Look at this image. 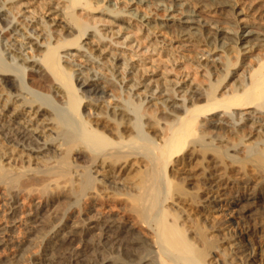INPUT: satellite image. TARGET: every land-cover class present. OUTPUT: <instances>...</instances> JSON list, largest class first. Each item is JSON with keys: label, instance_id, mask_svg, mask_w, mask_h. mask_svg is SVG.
I'll return each mask as SVG.
<instances>
[{"label": "bare ground", "instance_id": "6f19581e", "mask_svg": "<svg viewBox=\"0 0 264 264\" xmlns=\"http://www.w3.org/2000/svg\"><path fill=\"white\" fill-rule=\"evenodd\" d=\"M7 114L40 145L0 130V264H17L14 230L62 194L69 213L110 194L127 210L94 225L120 240L114 257L71 228L54 248L85 243L57 264H216L210 227L223 264H264L241 222L264 207V0H0ZM234 163L258 180L225 177Z\"/></svg>", "mask_w": 264, "mask_h": 264}, {"label": "rangeland", "instance_id": "374dc122", "mask_svg": "<svg viewBox=\"0 0 264 264\" xmlns=\"http://www.w3.org/2000/svg\"><path fill=\"white\" fill-rule=\"evenodd\" d=\"M37 78H38V74L33 72L32 75L28 76L27 83L36 88V86L38 87V83L36 80ZM17 121L18 119H16L15 117L9 116V114L5 115V118L0 117V130L3 131L6 135L11 136L10 138H12V140L17 141L19 144L25 145L27 148L39 146L40 145L39 142L34 140L33 137L28 138L24 136L23 138H21V136H18L17 138L16 135H14L15 133L14 130L19 125ZM1 122L3 123L5 122L4 123L5 125L1 126L2 124ZM37 135L39 134L36 133L35 136ZM239 165H242V166L239 167ZM246 165L248 167L249 164L248 163H243V164L234 163L233 167L230 166L227 169V171H225V174H226L225 177L227 178L230 177V179L235 180V178L239 179L244 176L247 178H251L253 182L255 180H258V174H256L257 173L256 170H254V168L251 165H249L248 168L245 167ZM121 192H124V191L122 190ZM110 195H111L110 198L108 197L109 199L107 198L102 201H99L96 205H94L95 207L93 206V208L85 204L77 205V209H79V212H75V213L68 212L70 211V208L76 206L72 202L68 203L65 207L62 206V204L65 203L64 201L67 200L64 198V194L56 196L57 198L51 197V198L46 199V201L43 202V206L36 211V218L33 219L34 222H32L30 225L31 231L24 232L22 229L20 230L15 229L13 232L17 234L18 239L21 240V243H22V250L19 251L20 255L18 256L19 261L17 262V264H57L56 259H58V257L65 256L69 258L70 252L71 253L76 252V251L73 252V249H78L83 243H85L84 242L85 240H83L85 239L83 238V235L79 233L77 235L72 236V242H70V244L69 242H67V244H64L63 247H61V249L54 248V245L56 243L55 241H57V239L58 240L63 239L66 241V239L69 236L68 233L66 234L68 230L70 231L71 228L79 229V228H84V227L88 231H90L88 238L91 237L90 239H93L92 243H96V244L98 243L100 244L101 248L102 247L104 248L103 253L100 256H98V259L101 258L102 256H107L108 258H110L111 256L114 257V254H116V251H117L116 246L118 245V243H120V240H118V237H116L113 233H111L110 236H108L109 238L107 237V238L102 239V236L99 233L100 231L94 228L95 223L98 220H100L101 216H103L104 214H107L109 212L120 214V213L125 212V210H127V208L125 209V204H122V202L119 201L118 197H116V199L114 198L111 199V197H114V196L112 194ZM173 208H176V207H173ZM252 212H251L252 214L250 213L251 215L249 217L243 219L241 222L249 223V224L253 223V225H256L258 229V233H256V235H253L254 237L252 236L253 240L255 239L264 240V207L258 206L256 207V209H253ZM191 218H193V216L192 217L190 216L189 218L190 220L188 219L189 221L188 223H190L191 228H193L194 225H193ZM49 220H51L50 221L51 224L48 223ZM213 221H215V219L213 218L212 220V218H210V224ZM208 222L209 221L207 220L206 221L202 220L199 222V224L205 227V224L207 225ZM60 225H64L65 230L62 231L60 234L57 232L55 233V230ZM210 229H211L210 236L213 235L212 237L216 238L215 241L217 240L216 241L217 243H215L217 244L216 247L211 249L212 254L215 255V258L218 261L216 264L218 263L223 264L222 260H224L223 258H225L224 257L225 254L223 252L226 251L224 250V248L226 249L227 244L223 243L220 240L221 237L223 236L220 231L212 232L211 227ZM0 251H10V250L7 249L6 247L3 248V246H0ZM221 252L223 256L221 255ZM4 254H7V253L3 252L0 254V256H3ZM73 263L74 262L72 259V264ZM233 263L234 262L230 264H233Z\"/></svg>", "mask_w": 264, "mask_h": 264}]
</instances>
